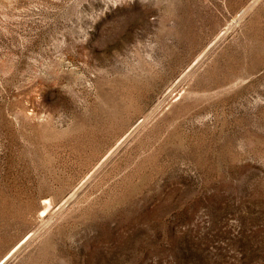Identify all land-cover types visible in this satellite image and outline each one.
<instances>
[{
	"label": "rangeland",
	"instance_id": "374dc122",
	"mask_svg": "<svg viewBox=\"0 0 264 264\" xmlns=\"http://www.w3.org/2000/svg\"><path fill=\"white\" fill-rule=\"evenodd\" d=\"M0 264H264V0H0Z\"/></svg>",
	"mask_w": 264,
	"mask_h": 264
}]
</instances>
